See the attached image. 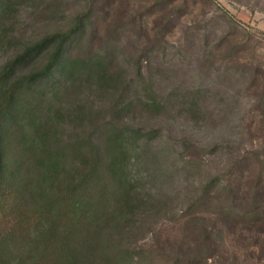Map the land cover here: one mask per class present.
Segmentation results:
<instances>
[{"label": "rangeland", "instance_id": "rangeland-1", "mask_svg": "<svg viewBox=\"0 0 264 264\" xmlns=\"http://www.w3.org/2000/svg\"><path fill=\"white\" fill-rule=\"evenodd\" d=\"M71 29L3 122L1 262L264 264V0H0V72Z\"/></svg>", "mask_w": 264, "mask_h": 264}, {"label": "trees", "instance_id": "trees-1", "mask_svg": "<svg viewBox=\"0 0 264 264\" xmlns=\"http://www.w3.org/2000/svg\"><path fill=\"white\" fill-rule=\"evenodd\" d=\"M75 29H71L65 33H59L55 35L46 36L40 41L32 44L24 49L22 53L14 57L0 72V82H7L9 79L14 78L13 82L5 90L4 100L0 104V200L6 196H9L13 193V180L17 178V175L14 173H7L8 163L5 159L4 146L2 144V126L4 120H9L12 118V112H14L16 107V97L17 94L23 90L25 87L35 86L37 83L43 82L45 79H58V72L64 66L61 65L60 60L62 61L61 56L65 52V46H68L72 35ZM51 44L55 45L53 53L50 59L45 63L41 69L31 72L25 75L15 76V72L18 68L27 66L30 62L35 61L38 55ZM16 77V78H15ZM126 137V132L123 130H117L116 133L113 132L111 139H109L110 144L118 143L122 145V140ZM97 164L94 165L96 167ZM91 167L89 176L92 177L97 168ZM109 171V172H108ZM110 169L107 168V180L112 178ZM106 173V172H105ZM87 178V175L85 179ZM83 182H80L79 187L82 186ZM77 186V185H76ZM75 186V187H76ZM108 186V184H107ZM67 196L65 200H69ZM63 248L66 253L65 263L66 264H83V255L82 252L78 254L76 246L70 242L63 243ZM2 254V250H1ZM0 254V257L2 256ZM106 258H112V253L102 252ZM1 264L2 263L0 260ZM12 264V263H8Z\"/></svg>", "mask_w": 264, "mask_h": 264}]
</instances>
